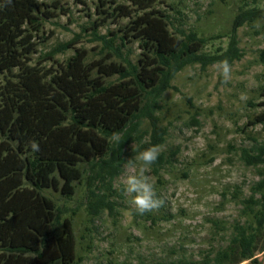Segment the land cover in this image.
I'll use <instances>...</instances> for the list:
<instances>
[{
  "label": "trees",
  "instance_id": "trees-1",
  "mask_svg": "<svg viewBox=\"0 0 264 264\" xmlns=\"http://www.w3.org/2000/svg\"><path fill=\"white\" fill-rule=\"evenodd\" d=\"M157 2L111 1L100 14L127 23L111 38L95 33L106 50L104 57L87 61L85 49L66 42L46 59L66 50H73L72 55L45 68L32 57L46 40L40 37L43 22L53 15L38 0H0V264H72L71 223L60 220L45 191L70 198L84 172L80 165H85L87 214L95 218L104 210L113 211L115 203L105 191L126 158L164 142L166 131L156 112L162 94L174 88V76L191 64L204 70L228 59L231 65L242 56L236 29L264 20V9L239 12L226 48L209 53L204 50L209 39L192 30L171 29L169 16L155 9ZM131 42L139 50L135 61L122 52ZM112 77L115 80H109ZM144 121L148 131L141 129ZM252 123L264 124V112ZM113 133L119 134V141ZM32 141L39 152L32 151ZM241 158L248 166L264 167V143L243 149ZM164 162L159 154L150 166L154 175ZM261 176L257 192L264 190V172ZM257 223L264 224L263 211ZM255 237L238 228L229 245L207 264H261L255 253L264 252V244L257 250Z\"/></svg>",
  "mask_w": 264,
  "mask_h": 264
},
{
  "label": "rangeland",
  "instance_id": "rangeland-1",
  "mask_svg": "<svg viewBox=\"0 0 264 264\" xmlns=\"http://www.w3.org/2000/svg\"><path fill=\"white\" fill-rule=\"evenodd\" d=\"M38 1L53 15L43 22L40 37L46 40L32 57L33 63L45 68L72 55L73 50H66L46 59L66 42L85 49L87 61L104 57L106 50L95 33L111 38L120 35L127 23L107 19L100 11H107L111 1L127 4L128 0ZM154 7L169 16L171 29L192 30L209 39L204 50L212 53L226 48L235 16L247 9H264V0H158ZM236 38L242 56L231 64L227 82L218 63L204 70L191 64L174 76L170 82L174 88L159 99L156 115L166 131L160 151L165 162L157 175L150 167L145 173L163 201L159 209L139 214L125 191L124 177L140 167L136 157L126 158L105 191L115 203L114 210H104L95 218L85 208V165H80L84 172L74 182L70 198L45 191L59 209L60 220L71 223L72 264H207L240 227L255 234L257 250L264 244V224L257 223L264 212L260 198L264 190L254 189L264 167L248 166L241 158L243 149L254 150L264 143V124L252 123L264 112V20L238 27ZM122 52L135 61L137 43L125 44ZM141 129L149 130L146 121ZM255 255L264 264V252Z\"/></svg>",
  "mask_w": 264,
  "mask_h": 264
},
{
  "label": "clouds",
  "instance_id": "clouds-1",
  "mask_svg": "<svg viewBox=\"0 0 264 264\" xmlns=\"http://www.w3.org/2000/svg\"><path fill=\"white\" fill-rule=\"evenodd\" d=\"M257 26H259V23H257ZM217 66L225 82H227L232 71L228 59L218 61ZM112 137L119 141L118 133H113ZM30 146L34 153L39 152V145L35 141H32ZM160 151V145H152L147 149L140 151L136 157V160L140 162L138 171L131 172L126 175L123 180V183L126 186V193L132 197V203L137 212L141 215L157 210L163 204V201L157 196L154 184L151 182L150 177L145 174L146 170L158 160ZM131 167L135 168V164H132Z\"/></svg>",
  "mask_w": 264,
  "mask_h": 264
}]
</instances>
